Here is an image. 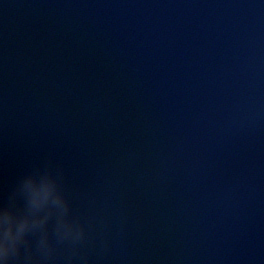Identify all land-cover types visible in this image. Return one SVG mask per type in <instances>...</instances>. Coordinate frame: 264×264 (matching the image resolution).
<instances>
[{
	"label": "water",
	"instance_id": "obj_1",
	"mask_svg": "<svg viewBox=\"0 0 264 264\" xmlns=\"http://www.w3.org/2000/svg\"><path fill=\"white\" fill-rule=\"evenodd\" d=\"M45 160L89 264H264V0H0V186Z\"/></svg>",
	"mask_w": 264,
	"mask_h": 264
},
{
	"label": "clouds",
	"instance_id": "obj_2",
	"mask_svg": "<svg viewBox=\"0 0 264 264\" xmlns=\"http://www.w3.org/2000/svg\"><path fill=\"white\" fill-rule=\"evenodd\" d=\"M106 243L104 221L77 210L64 170L51 160L0 186V264H89Z\"/></svg>",
	"mask_w": 264,
	"mask_h": 264
}]
</instances>
